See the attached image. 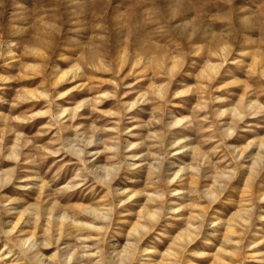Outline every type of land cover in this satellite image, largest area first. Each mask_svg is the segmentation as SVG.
Masks as SVG:
<instances>
[{"label": "rangeland", "instance_id": "obj_1", "mask_svg": "<svg viewBox=\"0 0 264 264\" xmlns=\"http://www.w3.org/2000/svg\"><path fill=\"white\" fill-rule=\"evenodd\" d=\"M0 264H264V0H0Z\"/></svg>", "mask_w": 264, "mask_h": 264}, {"label": "bare ground", "instance_id": "obj_2", "mask_svg": "<svg viewBox=\"0 0 264 264\" xmlns=\"http://www.w3.org/2000/svg\"><path fill=\"white\" fill-rule=\"evenodd\" d=\"M135 195H133L130 199H132L133 197H134ZM147 212V211H146ZM93 213L95 214V215H98L97 214V212L96 211H93ZM145 213V212H144ZM148 214V217L149 218H154L155 217V215L154 214H151V213H147ZM99 216V215H98ZM63 218V217H62ZM148 220V219H147ZM62 226V225H61ZM140 225H137V226H135L134 228H132V230H131V232L132 233H140L139 232V230H140ZM142 228H144L145 229V227L143 226ZM32 238H33V236L32 237H23V238H20L19 240V245L20 246H22V247H25L31 240H32ZM31 247V249H33L34 248V245H32V246H30ZM146 251V250H145ZM133 256V249H132V247H130V245H126V246H124L123 248H122V252L120 253V258L122 259V260H126V259H129L130 257H132ZM118 259V258H117ZM40 259L39 258H37V263H39L40 261H39ZM70 262V261H69Z\"/></svg>", "mask_w": 264, "mask_h": 264}]
</instances>
